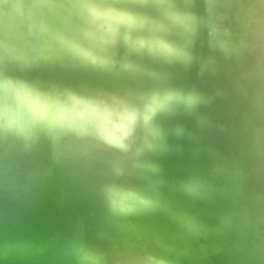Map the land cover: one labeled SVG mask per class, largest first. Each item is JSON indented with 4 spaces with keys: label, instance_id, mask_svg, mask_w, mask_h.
<instances>
[{
    "label": "water",
    "instance_id": "obj_1",
    "mask_svg": "<svg viewBox=\"0 0 264 264\" xmlns=\"http://www.w3.org/2000/svg\"><path fill=\"white\" fill-rule=\"evenodd\" d=\"M0 264H264V0H0Z\"/></svg>",
    "mask_w": 264,
    "mask_h": 264
}]
</instances>
